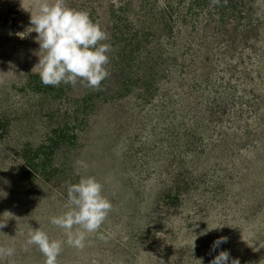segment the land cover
<instances>
[{
    "label": "rangeland",
    "instance_id": "rangeland-1",
    "mask_svg": "<svg viewBox=\"0 0 264 264\" xmlns=\"http://www.w3.org/2000/svg\"><path fill=\"white\" fill-rule=\"evenodd\" d=\"M108 1L64 0L111 46L93 88L42 84L36 33L17 35L41 0H0V264H44L28 233L66 240L50 218L87 176L112 208L57 264H264V0H184L175 40L162 0L118 21Z\"/></svg>",
    "mask_w": 264,
    "mask_h": 264
},
{
    "label": "clouds",
    "instance_id": "clouds-1",
    "mask_svg": "<svg viewBox=\"0 0 264 264\" xmlns=\"http://www.w3.org/2000/svg\"><path fill=\"white\" fill-rule=\"evenodd\" d=\"M29 24L25 32L17 35L24 38L29 33H36L34 40L39 45L37 55H42H38V64L33 69L38 71L42 84L74 86L79 81L98 88L109 75L105 65L109 62L111 46L100 43L106 40V34L87 12L67 7L64 0H41L36 14L30 15ZM76 163L81 168L88 166L82 160ZM102 193V184L92 176L81 177L78 183H70L65 211L50 218L52 225L63 230L66 240L51 239L38 227L31 228L26 245L38 248L45 257L44 264H57V257L65 243L82 249L86 234L96 232L112 208ZM226 242L227 237L216 239L211 251ZM14 252L12 247L0 246V261L13 256ZM199 261L202 264V260ZM209 264H240V261L231 258L230 253L224 250Z\"/></svg>",
    "mask_w": 264,
    "mask_h": 264
},
{
    "label": "trees",
    "instance_id": "trees-1",
    "mask_svg": "<svg viewBox=\"0 0 264 264\" xmlns=\"http://www.w3.org/2000/svg\"><path fill=\"white\" fill-rule=\"evenodd\" d=\"M154 1L158 0H139V8L143 9L144 11L146 5L149 3H153ZM183 1L184 0H162L163 7L159 11V20L161 22L162 28H165L168 37L173 40L176 39L185 20V15L181 10ZM108 4L113 21H118L116 17L128 12L130 8V3L127 0H109Z\"/></svg>",
    "mask_w": 264,
    "mask_h": 264
}]
</instances>
